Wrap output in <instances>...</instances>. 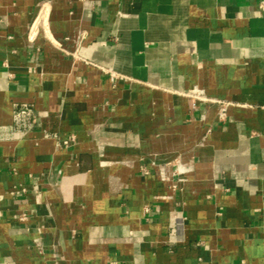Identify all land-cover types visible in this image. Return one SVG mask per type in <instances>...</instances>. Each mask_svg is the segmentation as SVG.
Returning <instances> with one entry per match:
<instances>
[{
  "label": "crops",
  "instance_id": "obj_1",
  "mask_svg": "<svg viewBox=\"0 0 264 264\" xmlns=\"http://www.w3.org/2000/svg\"><path fill=\"white\" fill-rule=\"evenodd\" d=\"M25 108L0 264H264V0H0V126Z\"/></svg>",
  "mask_w": 264,
  "mask_h": 264
},
{
  "label": "built area",
  "instance_id": "obj_2",
  "mask_svg": "<svg viewBox=\"0 0 264 264\" xmlns=\"http://www.w3.org/2000/svg\"><path fill=\"white\" fill-rule=\"evenodd\" d=\"M43 10L40 12V16H38L33 24L30 26L28 30V40L31 44L35 43L36 39L39 37L40 32L45 30V21L43 18ZM34 71V70H33ZM117 81V78L112 75V83H115ZM190 98L194 100L195 102H210L206 100L205 98H202L199 94H189ZM194 102L193 107H196V103ZM214 104H217L219 106L218 110V120L220 122H225L227 120V112L229 107H231V103L229 102H211ZM20 118L22 119L27 117L29 118V124L26 131H16L12 130L11 128L2 127L0 126V141L1 140H9V141H19L23 138H25L28 133L35 128L37 124V117L33 111L30 109H23L18 114ZM31 119V120H30ZM58 148L60 149H69L72 148L76 144V137L71 135L64 139L58 138ZM153 167L157 170L158 175L160 176L161 180L165 183H170L171 181V163L163 164V165H157L156 163H152ZM192 171V166L188 164H182L179 162L177 164V170L175 171L177 175L182 176ZM143 173L146 176L150 175L149 169H143ZM171 188H175V186H172ZM25 220V216L23 217ZM110 264H117L116 262H111Z\"/></svg>",
  "mask_w": 264,
  "mask_h": 264
}]
</instances>
